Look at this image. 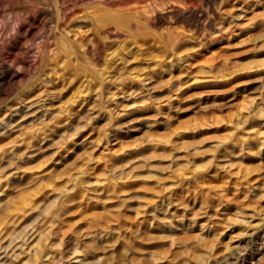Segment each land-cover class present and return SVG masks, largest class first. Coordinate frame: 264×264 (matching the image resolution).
Returning <instances> with one entry per match:
<instances>
[{
    "label": "rangeland",
    "instance_id": "rangeland-1",
    "mask_svg": "<svg viewBox=\"0 0 264 264\" xmlns=\"http://www.w3.org/2000/svg\"><path fill=\"white\" fill-rule=\"evenodd\" d=\"M0 264H264V0H0Z\"/></svg>",
    "mask_w": 264,
    "mask_h": 264
},
{
    "label": "bare ground",
    "instance_id": "bare-ground-1",
    "mask_svg": "<svg viewBox=\"0 0 264 264\" xmlns=\"http://www.w3.org/2000/svg\"><path fill=\"white\" fill-rule=\"evenodd\" d=\"M72 15V14H71ZM76 15V14H75ZM64 16V15H63ZM83 16V15H82ZM78 18V17H77ZM80 18V17H79ZM74 20V19H73ZM84 20V19H83ZM99 28V27H98ZM95 30V29H94ZM92 31V30H91ZM90 34V33H89ZM98 34V33H97ZM90 36V35H89ZM73 40H79L78 37L76 36V34H74L73 36ZM71 48V46H69ZM100 86V85H99ZM8 222V221H7ZM6 233V232H5ZM10 236V235H9ZM11 239V238H10ZM9 240V239H8ZM12 240H10L9 242H11Z\"/></svg>",
    "mask_w": 264,
    "mask_h": 264
}]
</instances>
